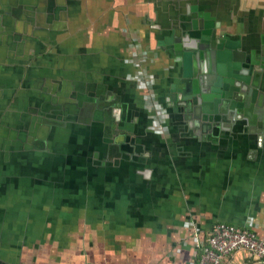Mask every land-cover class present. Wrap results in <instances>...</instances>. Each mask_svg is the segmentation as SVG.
<instances>
[{
	"label": "crops",
	"instance_id": "obj_1",
	"mask_svg": "<svg viewBox=\"0 0 264 264\" xmlns=\"http://www.w3.org/2000/svg\"><path fill=\"white\" fill-rule=\"evenodd\" d=\"M206 13L264 55V0H0L1 264H198L219 222L264 241V137L155 108L183 72L158 34Z\"/></svg>",
	"mask_w": 264,
	"mask_h": 264
},
{
	"label": "water",
	"instance_id": "obj_2",
	"mask_svg": "<svg viewBox=\"0 0 264 264\" xmlns=\"http://www.w3.org/2000/svg\"><path fill=\"white\" fill-rule=\"evenodd\" d=\"M176 27L180 36L175 29L158 34L159 44L175 49L183 68L181 86L171 88L166 104L155 103L160 117L169 116L172 108L177 113L182 106L201 121L225 108L248 130L264 137V55L257 58L244 52L217 30L207 13Z\"/></svg>",
	"mask_w": 264,
	"mask_h": 264
},
{
	"label": "built area",
	"instance_id": "obj_3",
	"mask_svg": "<svg viewBox=\"0 0 264 264\" xmlns=\"http://www.w3.org/2000/svg\"><path fill=\"white\" fill-rule=\"evenodd\" d=\"M137 80L140 89L148 91L153 87L154 81L151 75L140 74ZM157 115H162L160 110H157ZM200 249L202 253L198 264H224L225 260L237 251H246L264 261V241L258 237L255 230L225 222H219L213 226L209 237Z\"/></svg>",
	"mask_w": 264,
	"mask_h": 264
}]
</instances>
